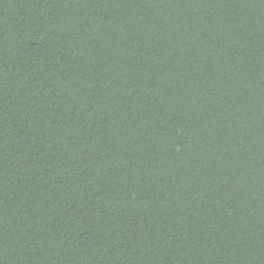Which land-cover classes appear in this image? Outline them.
<instances>
[{"label": "trees", "instance_id": "obj_1", "mask_svg": "<svg viewBox=\"0 0 264 264\" xmlns=\"http://www.w3.org/2000/svg\"><path fill=\"white\" fill-rule=\"evenodd\" d=\"M0 264H264V0H0Z\"/></svg>", "mask_w": 264, "mask_h": 264}]
</instances>
